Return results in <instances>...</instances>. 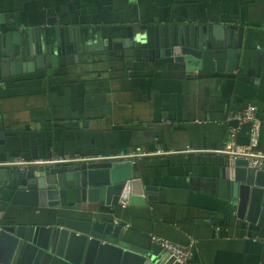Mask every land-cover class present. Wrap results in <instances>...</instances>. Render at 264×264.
Returning a JSON list of instances; mask_svg holds the SVG:
<instances>
[{
  "label": "crops",
  "instance_id": "1",
  "mask_svg": "<svg viewBox=\"0 0 264 264\" xmlns=\"http://www.w3.org/2000/svg\"><path fill=\"white\" fill-rule=\"evenodd\" d=\"M0 14L10 24L4 32L22 39L37 32L51 43L65 28L84 46H125L156 25L242 28L232 73L186 76L168 59L85 55L52 76L42 70L5 81L0 166L138 155L131 161L143 182L145 207L117 206L93 220L124 227V239L147 258L174 261L152 244L153 236L192 244L185 264H264V232L228 220V191L220 186L230 159L223 153L229 130H236L238 146L249 145V126H230V113L256 108L261 126L255 150L264 153V0H0ZM12 211L18 224L29 225L43 210Z\"/></svg>",
  "mask_w": 264,
  "mask_h": 264
},
{
  "label": "water",
  "instance_id": "2",
  "mask_svg": "<svg viewBox=\"0 0 264 264\" xmlns=\"http://www.w3.org/2000/svg\"><path fill=\"white\" fill-rule=\"evenodd\" d=\"M5 26L10 24L0 14V84L42 70L52 76L59 66L80 63L85 55L126 61L148 56L153 61L168 59L186 76L232 73L238 67L243 33L242 28L233 32L220 25L197 31L156 25L125 46L115 42L105 46L101 41L84 46L80 36L65 28L49 43L37 32H27L22 39L18 33L4 32ZM229 125L237 127L238 122ZM222 173L228 220L264 232V171L254 172L246 160L230 158ZM145 194L138 168L129 158L55 166L2 165L0 264H179L147 258L144 250L124 239V227L93 220L95 213L114 212L117 206L144 208ZM13 207L43 211L37 221L21 225ZM66 210L80 218L65 216Z\"/></svg>",
  "mask_w": 264,
  "mask_h": 264
},
{
  "label": "built area",
  "instance_id": "3",
  "mask_svg": "<svg viewBox=\"0 0 264 264\" xmlns=\"http://www.w3.org/2000/svg\"><path fill=\"white\" fill-rule=\"evenodd\" d=\"M228 121H237L238 124H246L249 126L248 137L249 145L247 147H241L236 144V130L230 129L228 132L227 140L225 142L223 153L228 155L233 159H244L247 161V168L254 172L264 171V153L258 152L255 150L258 146L259 135H260V126L261 122L257 117L256 108L254 106H248L243 110L230 113L228 116ZM139 158L138 155H131L129 159ZM115 159H106V158H74L68 159L67 157H57L50 158L48 160H40L36 162H22L16 161L4 165H24V166H34V165H63L72 162H99L105 160H117ZM3 165V166H4ZM2 166V165H1ZM152 244L160 248L163 252L167 253L169 256L174 258L175 262L179 264H185L192 257V244L187 247H181L177 244L171 243L167 240L160 239L157 237L151 236L150 238Z\"/></svg>",
  "mask_w": 264,
  "mask_h": 264
}]
</instances>
